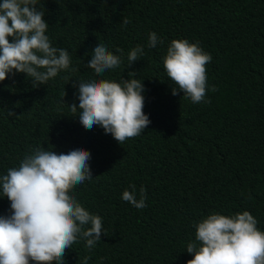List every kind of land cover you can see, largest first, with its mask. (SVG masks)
<instances>
[{
	"label": "trees",
	"instance_id": "16d2710c",
	"mask_svg": "<svg viewBox=\"0 0 264 264\" xmlns=\"http://www.w3.org/2000/svg\"><path fill=\"white\" fill-rule=\"evenodd\" d=\"M38 2L49 25L45 34L71 63L37 87L15 70L0 81V176L37 147L90 153L92 178L70 195L102 218L104 234L91 250L78 239L65 250V264H82L85 256L87 264H185L195 223L211 213L248 211L264 232V0ZM150 32L163 43L149 47ZM173 39L198 43L212 56L208 102L172 94L176 85L163 57ZM96 43L117 55L123 49L120 67L101 76L86 67ZM137 45L144 55L129 66L127 53ZM129 71L144 85L150 124L120 145L100 126L85 129L68 104H79L73 82H119ZM132 184L137 199L146 189L143 209L121 198ZM7 215L10 201L0 196V216Z\"/></svg>",
	"mask_w": 264,
	"mask_h": 264
},
{
	"label": "clouds",
	"instance_id": "9594fccd",
	"mask_svg": "<svg viewBox=\"0 0 264 264\" xmlns=\"http://www.w3.org/2000/svg\"><path fill=\"white\" fill-rule=\"evenodd\" d=\"M38 0H0V81L8 74L20 72L31 78L33 87L46 84L61 70L69 68L71 58L66 49L51 45L45 34L48 23ZM130 21L122 20L126 26ZM9 37L12 38L11 42ZM163 43L155 32L148 34V46ZM109 51L104 44L91 50L85 64L97 76L122 64L123 49ZM88 55V53H85ZM144 48L137 45L127 53V65L139 60ZM212 56L198 43L173 39L163 57V66L172 87L192 103L205 101L206 65ZM15 70V72H14ZM121 76L119 82L108 79L73 82L79 104H68L72 116L91 130L100 126L122 145L139 136L150 124L143 112L144 85L134 78ZM215 91V86H212ZM12 111L9 116L14 115ZM90 153L80 147L67 154L37 147L24 155L18 167L0 176V192L10 201V215L0 216V264H65V250L83 239L89 250L104 234L102 218L87 211L70 192L92 178L88 161ZM121 198L137 209L146 205V189L141 186L137 199L136 186L124 190ZM248 211L234 215L211 213L195 223V240L186 244L192 258L185 264H264V232ZM90 257H83L87 264Z\"/></svg>",
	"mask_w": 264,
	"mask_h": 264
}]
</instances>
